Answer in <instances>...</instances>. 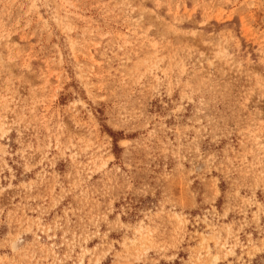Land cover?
Instances as JSON below:
<instances>
[{
    "label": "rangeland",
    "instance_id": "374dc122",
    "mask_svg": "<svg viewBox=\"0 0 264 264\" xmlns=\"http://www.w3.org/2000/svg\"><path fill=\"white\" fill-rule=\"evenodd\" d=\"M0 264H264V0H0Z\"/></svg>",
    "mask_w": 264,
    "mask_h": 264
}]
</instances>
